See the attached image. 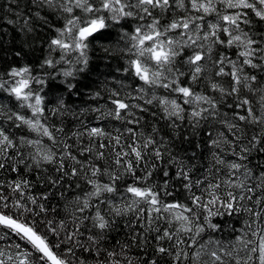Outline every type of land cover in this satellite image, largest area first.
I'll return each instance as SVG.
<instances>
[{
	"label": "snow or ice",
	"instance_id": "6c2138e0",
	"mask_svg": "<svg viewBox=\"0 0 264 264\" xmlns=\"http://www.w3.org/2000/svg\"><path fill=\"white\" fill-rule=\"evenodd\" d=\"M45 9L48 15L41 14ZM4 11L16 17L5 16L6 22L22 31L31 32L36 18L52 34L39 72L23 64L0 74V91L10 101L0 105L6 125L0 127V170L55 164L61 176L48 178L53 185L65 176L80 177L87 190L65 204V215L57 219L56 209L43 202L47 193L34 196L27 178L0 180V264H264V166L257 176L249 159L264 153V31L255 28L264 24V0H30L31 15L20 0H8ZM117 50L123 60L119 87L107 88L106 105L90 111L120 127L83 125L65 132L62 123L50 122L72 111L66 96L81 95L90 53ZM49 78L63 85L51 99L45 92ZM89 95L95 99L101 91ZM147 112L177 138L181 127L195 135L207 125L211 159L203 172L193 175L196 165L175 155L155 125L144 130ZM215 124L221 127L214 131ZM13 129H27L28 135ZM165 159L164 179L156 182V162ZM168 166L176 169L172 175ZM173 181L182 196L168 200ZM129 213L144 230L132 236L143 253L135 258L132 245L108 238L118 218ZM145 216L147 226L141 223ZM225 216L242 218L241 228L231 225L227 241L212 236L229 227L214 220ZM158 221L165 226L154 228ZM153 231L149 241L144 233Z\"/></svg>",
	"mask_w": 264,
	"mask_h": 264
},
{
	"label": "trees",
	"instance_id": "16d2710c",
	"mask_svg": "<svg viewBox=\"0 0 264 264\" xmlns=\"http://www.w3.org/2000/svg\"><path fill=\"white\" fill-rule=\"evenodd\" d=\"M7 2L8 0H0V74H2L10 66H19L23 64L32 65L34 72H39L40 69L38 66L40 62L43 57L48 54L46 41L49 35L52 34L51 29L45 26L43 21L37 20L36 18H33L30 21V25L33 28L31 32L22 31L20 24H8L4 19L5 16L12 19H15L16 17L12 12L6 13L4 11V5ZM29 5L30 0H20V8L24 10L26 14L31 15V13L28 12ZM12 7L15 8L16 6L12 5ZM41 14L48 15V10L45 9ZM49 22L55 24L57 23V20L55 17H50ZM21 23H23L22 19ZM255 28L258 31H264V24L257 22ZM111 43L115 46L116 39L114 38ZM17 52L20 53L19 56L16 55ZM234 53L235 49H232V51L228 54L234 58ZM90 56L91 70L88 74L81 78L80 84L78 85L81 90V95L79 97L66 96L68 103L72 105V111L63 116L49 118L50 122L58 125L62 123L65 132L81 130L83 125H87L89 127H106L108 131H113L114 127H120V124L116 121L98 119V114L90 111V109L93 107H104L107 100V88L119 87V85L116 84V80H119L123 74L118 72L117 69L123 63V60L121 59L118 50L113 51L110 54H105L103 51H96L90 53ZM125 83L131 84L133 87L135 86L131 80H126ZM84 85H87V87H84ZM90 90H100L101 97L93 99L89 95ZM62 91L63 85L60 84L59 79H48L45 92L47 93L49 99ZM256 100H258V96L253 98V105L258 108ZM9 103L10 101L7 94L0 91V105ZM11 103L14 104V101H11ZM80 109H84V111L81 112ZM223 110L229 111V119H231V111L227 109ZM143 115L146 120L142 121V124L145 125L144 130L146 132H150L151 126L155 125L160 130V135L169 138V146L175 155L183 157L186 161L191 160V163L196 165V168L193 170V175L203 172L204 167L208 166L211 159L210 148L207 145V125H202L201 129L198 130L195 135L187 130L186 127H181L177 138L172 136L171 129L168 128L164 121L159 119V116L153 118L151 112L144 113ZM0 127H6L2 119H0ZM220 127V125L215 124L213 125V130L215 131ZM12 131L15 132L17 136L28 135L27 129H13ZM185 134L189 136V140L183 139ZM249 134L251 135V129L249 130ZM159 138L160 137L158 135L157 139ZM45 142L47 143L46 139ZM70 142L75 143V137H72ZM84 143H87L86 138ZM195 144H199L200 147L194 148L193 146ZM73 152H76L75 148H73ZM193 152L196 153L195 157H193ZM57 159H59V157H57ZM249 159L251 160L250 167H254L256 169V175L258 176L261 166H264V153L253 152ZM156 163L158 167L154 170L153 180L160 182L164 179L160 168L166 164V159L164 164L160 161H157ZM245 163H247V161H245ZM69 164L70 162L66 161L65 167L68 168ZM101 164H103V162H101ZM168 167L170 175H172L176 169L172 166ZM45 168L47 171H45ZM56 168L57 165L55 164H46L39 170L33 169L32 171H25L24 166L20 165L19 173L0 170V180L16 179L18 174L27 178L32 183L30 191L34 196L41 198L44 193H47V199L43 202L50 209H56L57 213H59V216H57L58 219L65 215L64 205L71 204L77 196H82L83 190H87V187L82 178L70 176H65L58 184L53 185L48 178L52 177L59 179L61 176V173H58ZM38 173L40 176L39 180L37 179ZM137 174H140L139 169L137 170ZM125 180L127 182H131L129 177H125ZM255 182L257 181H252V183ZM77 184L80 186L77 187ZM118 184H120V182H118ZM178 189H180V185L173 181L169 188L170 191H173V195L167 197V199L173 200L177 196H182V189L177 191ZM121 190H123L122 184ZM257 194H259V190H257ZM261 207H264V205H261ZM68 211H71V208H69ZM49 215L52 216L55 214L50 212ZM153 216H155V213H153ZM136 220L137 216L134 213H129L121 218H118L115 228L108 233L110 243L115 244V242L119 240L121 243L127 242L132 245L130 255L133 258L143 255V253L135 247L132 240L133 235H138L139 232L144 231L143 228L140 227V224L136 223ZM214 220L220 222L222 227H224L225 223L229 226L223 233L216 232L212 234V236L216 239L223 237L224 241L229 240L231 237V225L235 224L237 229L242 226V218H238L236 216H233L231 219L225 216L223 220L220 218H214ZM85 223L87 224L89 222L85 221ZM141 223L147 226L148 221L146 216ZM157 224L161 227L165 226L163 221L155 222L152 226L155 228ZM137 230H139V232ZM81 231L84 232V236L81 237V239L86 240L87 230L82 227ZM144 235L148 236L149 241H151L152 237L155 236L156 233L154 231L151 234L145 232ZM208 238L209 237L206 234L205 239L207 240ZM146 247L149 255H151L153 251L152 243H148Z\"/></svg>",
	"mask_w": 264,
	"mask_h": 264
}]
</instances>
